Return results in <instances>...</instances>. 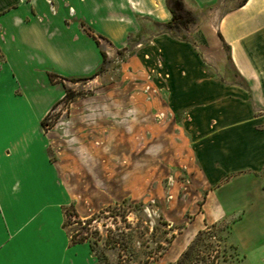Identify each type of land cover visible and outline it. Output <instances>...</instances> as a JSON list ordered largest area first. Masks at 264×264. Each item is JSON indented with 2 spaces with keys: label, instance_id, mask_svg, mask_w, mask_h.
Here are the masks:
<instances>
[{
  "label": "crops",
  "instance_id": "1",
  "mask_svg": "<svg viewBox=\"0 0 264 264\" xmlns=\"http://www.w3.org/2000/svg\"><path fill=\"white\" fill-rule=\"evenodd\" d=\"M181 1L196 16L220 2ZM169 18L164 0H0L4 264H90L87 244L69 243L61 227L68 196L40 121L64 94L65 80L97 70L92 35L111 58L137 34L144 38L130 60L157 77L165 112L177 115L178 133L192 141L202 192L182 239L204 223L228 220L248 264H264V0L232 6L210 31L215 46L227 47L226 82L210 77L190 41L161 31L157 24Z\"/></svg>",
  "mask_w": 264,
  "mask_h": 264
},
{
  "label": "rangeland",
  "instance_id": "2",
  "mask_svg": "<svg viewBox=\"0 0 264 264\" xmlns=\"http://www.w3.org/2000/svg\"><path fill=\"white\" fill-rule=\"evenodd\" d=\"M236 2L220 0L197 15L200 29L196 22L178 34L220 82L230 81V64L210 31ZM143 38L130 37L97 74L65 80L69 98L44 118L48 155L67 191L63 206L71 209L64 231L86 236L90 264H170L190 245L186 264H248L228 220L204 223L182 239L202 190L192 141L178 133L177 115L165 112L157 77L130 60L131 43Z\"/></svg>",
  "mask_w": 264,
  "mask_h": 264
},
{
  "label": "trees",
  "instance_id": "3",
  "mask_svg": "<svg viewBox=\"0 0 264 264\" xmlns=\"http://www.w3.org/2000/svg\"><path fill=\"white\" fill-rule=\"evenodd\" d=\"M164 2H165V6H166V8L170 14V18L168 21H166L164 23L157 24V26L160 27L162 32L168 34L170 37L176 38L178 40L186 41L185 36L183 34H180L179 36H178V34L181 33L182 30L187 29L189 26L194 25L197 22V16L194 13L190 12L189 10L185 9L181 0H164ZM245 2H246V0H237L236 4L234 6L239 7V6L243 5ZM228 10L229 9L225 10L224 12H226ZM217 36L219 39H221L218 34H217ZM92 38H93L95 44L98 46L99 52L101 55L100 65L98 66L97 70L92 74V75H95V74H97L98 71L103 69V66L107 61V57H106V54L103 50V46L99 42V39L93 35H92ZM129 41L130 40L128 38L126 45L129 43ZM138 42L139 41L136 40V41H133L131 44L135 45ZM125 47H123L122 49H124ZM224 47L227 48L226 46H224ZM48 77H49V80L51 82L56 81V78L54 77V75L49 74ZM74 79H76V78H72L69 80H74ZM63 88H64V94L62 95L60 100L58 102H56V104L59 103L63 99L69 98V96H70L69 90L67 88H65L64 86H63ZM56 104H54L52 107H54ZM47 113H46V115H47ZM45 116L40 121L41 126L43 125ZM70 211H71V209L69 208V206H63L62 207V222H61L62 228H65L67 225L66 218L69 215ZM68 241L71 244L86 241V236H83V235L77 236L75 234H69L68 233ZM191 249H192V245L188 246L179 255V257L174 262H172L170 264H186V260L190 255Z\"/></svg>",
  "mask_w": 264,
  "mask_h": 264
},
{
  "label": "snow or ice",
  "instance_id": "4",
  "mask_svg": "<svg viewBox=\"0 0 264 264\" xmlns=\"http://www.w3.org/2000/svg\"><path fill=\"white\" fill-rule=\"evenodd\" d=\"M0 264H4V261L2 259H0Z\"/></svg>",
  "mask_w": 264,
  "mask_h": 264
}]
</instances>
